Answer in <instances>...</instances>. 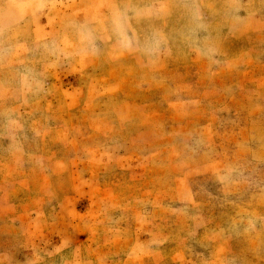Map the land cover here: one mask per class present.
<instances>
[{"label": "rangeland", "instance_id": "rangeland-1", "mask_svg": "<svg viewBox=\"0 0 264 264\" xmlns=\"http://www.w3.org/2000/svg\"><path fill=\"white\" fill-rule=\"evenodd\" d=\"M0 264H264V0H0Z\"/></svg>", "mask_w": 264, "mask_h": 264}]
</instances>
